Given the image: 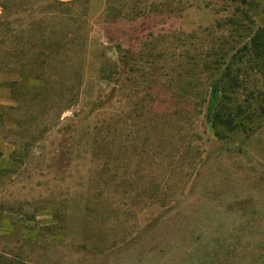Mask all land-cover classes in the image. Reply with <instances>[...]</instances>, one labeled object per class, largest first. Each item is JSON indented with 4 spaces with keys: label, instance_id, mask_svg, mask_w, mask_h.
I'll return each instance as SVG.
<instances>
[{
    "label": "rangeland",
    "instance_id": "rangeland-1",
    "mask_svg": "<svg viewBox=\"0 0 264 264\" xmlns=\"http://www.w3.org/2000/svg\"><path fill=\"white\" fill-rule=\"evenodd\" d=\"M0 15L70 59L41 93L1 75L0 264H264V0Z\"/></svg>",
    "mask_w": 264,
    "mask_h": 264
},
{
    "label": "trees",
    "instance_id": "trees-1",
    "mask_svg": "<svg viewBox=\"0 0 264 264\" xmlns=\"http://www.w3.org/2000/svg\"><path fill=\"white\" fill-rule=\"evenodd\" d=\"M1 7L3 13H6V4L1 3ZM46 20L47 18L42 17L26 23L19 19L2 18L0 15V78L3 74H17L19 79L9 82L12 90L21 89L24 85L28 87L29 83V88L33 87V92L41 93L48 85L53 84L47 83L49 81L47 79L57 76V72L61 73L64 63L70 61L68 51H61L64 38L44 31L48 27ZM75 58L83 63V58L79 55ZM65 66V71L81 75L80 71ZM32 80L39 82L40 85L30 83ZM43 85L46 87L43 88ZM214 101L213 99L211 102V108ZM214 116L216 118L219 114Z\"/></svg>",
    "mask_w": 264,
    "mask_h": 264
}]
</instances>
